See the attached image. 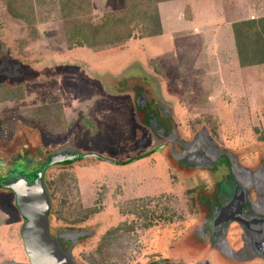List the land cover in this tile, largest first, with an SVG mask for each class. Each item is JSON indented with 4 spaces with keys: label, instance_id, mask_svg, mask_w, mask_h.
Segmentation results:
<instances>
[{
    "label": "rangeland",
    "instance_id": "obj_1",
    "mask_svg": "<svg viewBox=\"0 0 264 264\" xmlns=\"http://www.w3.org/2000/svg\"><path fill=\"white\" fill-rule=\"evenodd\" d=\"M1 5L6 8L3 13L0 7V157L10 161L11 155L19 154L25 142L33 148L31 154L41 155L48 149L71 142L83 153L113 159L135 157L154 147L152 130L137 121L136 102L132 96L124 95L125 88L130 87L122 84L123 87L116 88L124 76L133 74L130 68L141 67V63L135 60L127 66L126 59L116 58L114 63L113 57H97L92 51L84 53L79 49L64 52L58 58L49 56L47 54L63 52L68 47L59 13H49V8L48 14L36 15L39 18L36 20L22 0H0ZM123 6L124 0H93L94 13L99 15ZM13 7L22 18L12 12ZM211 11L213 22L226 25L233 11H239L238 18L264 15V0H232L228 4L218 0ZM15 17L23 23L16 27V33L11 25ZM201 32L205 33L203 40L194 38L189 44L192 50L185 56L189 63L178 66L180 53L169 58V62H165L168 65L162 66L164 69H157L160 74L153 78L158 82L147 96L154 101L152 94L156 92V100H167L168 105L176 107L179 121L176 128L183 137L193 136L200 124L206 122L208 125L203 127H207L217 144L232 150L244 149L241 160L253 166L257 161H264V64L258 71L245 70L244 75L231 77V65H227L228 69L222 66L220 58L227 49L224 36L216 28H202ZM167 39L165 36L145 39L148 48L145 53L152 59L166 57L169 53L175 55L177 49L173 40ZM104 51L100 53H112ZM82 54L92 55L83 57ZM191 76L204 81L201 88L200 82L190 81ZM159 79L164 84L161 85ZM186 86L196 90L198 103L188 97L190 88L187 90ZM45 107L48 114L38 115L42 113L38 108ZM68 120L70 128L65 131ZM121 147L128 153L119 154ZM24 159L19 162L21 169L17 170L29 173L39 169L40 163ZM101 162L106 161L89 156L73 167L60 164L52 168L49 175L57 200L52 224L96 229L88 242L77 245L74 250L82 262L189 264L187 260H191V264H200L204 258H209L210 263L223 260L222 254L210 245L204 249L202 259L194 260L198 251L192 250L189 244L185 246L188 239L182 238L201 226L203 215L197 206V190L208 189L210 173L201 171L181 178L172 167L170 170L174 172L168 180L161 176L156 180V175L150 173L151 178L147 180L142 178L148 175L147 168L138 170L136 177L138 174L131 176L127 169L117 166L116 169ZM155 163V159L150 162L151 165ZM138 166L141 167L140 163ZM69 175L75 177L77 187L70 184ZM2 177L0 175V180ZM131 178H136L137 185L131 184ZM152 180L157 182L158 194L152 195V190L138 193ZM222 187L230 192L229 182ZM9 195L8 191L3 192L0 199H10ZM13 213L2 208L0 221L1 214H5L2 216L5 220L6 214ZM245 247L248 248V244ZM156 260L163 262H152Z\"/></svg>",
    "mask_w": 264,
    "mask_h": 264
},
{
    "label": "water",
    "instance_id": "obj_2",
    "mask_svg": "<svg viewBox=\"0 0 264 264\" xmlns=\"http://www.w3.org/2000/svg\"><path fill=\"white\" fill-rule=\"evenodd\" d=\"M135 102L137 108L147 106L146 95L142 94L141 96H136ZM149 121V125L152 127V130L156 135L171 142L170 154L173 161L192 168L212 169L215 166L217 157L222 155L224 156L223 158H226V160L230 162L232 170L240 171L239 175L243 177L242 179H247V181L255 183L253 188L258 192V200L257 203L251 207L250 211L249 209L246 210L240 202L237 205V211H235V214L229 215L228 213H225L224 209L223 211L222 209L214 211L216 207L212 203L211 208L213 210V215L210 218L202 219L201 228L194 229V232L201 240H207V244L215 250H218L224 258L230 261L246 260L248 259L247 257L249 254L246 253L247 250L241 248L243 252L234 251L230 248L226 240L225 235L227 227L230 221L234 219L247 234L248 243L252 250L261 253V250L255 248L260 246V243L263 240L260 239L263 234L260 235L259 233L264 232V218L255 216L254 213L257 212L255 208L264 209V184H262V182H264L263 165H261L255 173H252L250 170V172L243 173L241 171L248 169L240 165L236 160L235 155L230 158L225 153H222L224 151H219L218 145L213 142L205 127H201L193 139L187 141L181 139L179 134L174 131L173 128L167 133L166 131H163L162 127H159L155 122L153 115L149 116ZM171 138L173 141H179L181 145L179 151L172 150L175 147V144H173L174 142L171 141ZM89 156L96 157L100 161L111 162V159L105 156L95 153H83L82 151L69 146L65 149H59L51 153L49 156L50 159L41 168L35 170L29 175H23L15 171L13 174H9L6 179L0 180V187L11 189L14 192L15 207L25 220L20 226V234L23 239L26 254L30 260L29 263L13 262L6 264H81L73 256L72 249L78 242L79 236L87 235V232L93 233V231L81 233L74 232L71 235L61 233L57 238L52 236L49 219L52 199L47 184L45 183L44 174L45 170L52 165L69 164L70 162L80 161ZM239 179L241 178L239 177ZM235 197L236 195H234V198ZM232 213L234 212L232 211ZM250 216H253L254 219H251ZM229 217L232 218L227 219ZM206 229L212 232L209 237L205 236ZM193 236L194 235L191 233L187 237L188 239H191ZM68 240H71L72 245L69 249H64L62 244Z\"/></svg>",
    "mask_w": 264,
    "mask_h": 264
},
{
    "label": "flooded vegetation",
    "instance_id": "obj_3",
    "mask_svg": "<svg viewBox=\"0 0 264 264\" xmlns=\"http://www.w3.org/2000/svg\"><path fill=\"white\" fill-rule=\"evenodd\" d=\"M138 96H141L140 93H137ZM146 99H147V106H142L141 108H137V104H136V110H137V116L138 115V110H143L146 109V111L150 115L154 116L155 122L157 123V125L159 127H162L163 131L170 132V130L173 128L174 131H176L179 134V137L181 139L190 141L193 139V137L199 132V130H197V132L190 137H183V135H181L180 131H177V125L175 123L174 120V113H173V109L170 107V105L168 104H164L161 101H150L149 97L146 95ZM141 105V104H140ZM169 114V115H168ZM147 122H140L141 125L147 127L148 129L152 130V127L149 125L150 121H149V117H147ZM177 127V128H176ZM203 126H200V128ZM206 131L207 127H205ZM153 139L155 141V149H159L160 153L162 154L164 160H166L169 164V167L172 168L173 170H177L180 173H186L188 175H194L198 172L201 171H205L210 173V177H209V187L208 189H198V193H197V206L200 210V214L203 215L200 218L201 221V225H202V219H206V218H210L213 215V210H212V203L215 205L216 209H214V211H219L222 209L225 210V213H228L229 215L231 214H235V211H237V205L241 202L243 207L249 211L251 210V207L254 206L257 203L258 200V192L257 190H255L253 187L255 186L254 183H250V181H247V179H242L243 177H241L239 175L240 171L237 170H232L230 167V162L228 160H226V158H223L224 156L220 155L217 157L216 161H215V166L212 169H206V168H192L190 166H184L181 165L179 163H177L176 161H173V159L171 158V154H170V146H171V142L166 141L165 139H163L161 136L156 135V133L153 132ZM209 135L210 132L208 131ZM211 137V135H210ZM212 138V137H211ZM213 140V138H212ZM171 141H173V139L171 138ZM174 142V143H173ZM172 143L175 144V147L172 149L173 151H179L181 148V145L179 143V141H173ZM177 142V143H176ZM213 142H215L213 140ZM216 143V142H215ZM217 144V143H216ZM219 145L218 150L219 151H224L222 153H225L226 155H228L230 158L231 156L235 155L236 160L240 163L241 166H243L244 168H247L248 170H244L241 172H252L255 173L258 171V169L260 168L261 165H263L264 167V161H257L256 164H254L252 166V164H246L241 160V157L244 155V149L241 150H232V149H226L224 147H222V145ZM72 147L75 148L77 150H79L76 146V144H73L71 142H66L64 144H61L55 148L52 149H48L47 151H44L41 155L39 156H43L46 154H51L59 149H65L67 147ZM123 148V147H122ZM121 148V155H124L126 152L128 153L127 150H122ZM31 149V145L27 142L24 143V145L22 146L21 149H19V154H13L11 155V159L10 161H8L7 159H5L4 157H0V175H3V179H6L8 177L9 174H13L15 171L18 173H21L23 175H29L32 172L26 173L24 171H19L17 170V168L21 169V163L19 164V162H22V160H25L24 158H27L29 152L28 150ZM37 150V147L36 149ZM243 150V151H242ZM81 151V150H79ZM242 154V155H241ZM109 158V157H107ZM132 157H126L123 159H113V158H109L111 159V162L116 164L117 166H122V165H126V164H118V163H123L126 162L127 160L131 159ZM16 161V162H14ZM173 161V163L171 162ZM78 161H73L70 162L69 164H67V167H73L75 165V163H77ZM108 162V161H107ZM18 164V165H17ZM173 165H178L177 166H173ZM58 165H52L50 167H48L45 170V174H44V179H45V183L47 184V187L49 189V193L52 199V206L50 209V214H49V219H50V231L52 236L54 237H58L61 233L65 234H73L74 232H86V231H96V229L92 228H85L83 226H72V227H63V226H54L52 224V216L54 214V210L56 207V198L53 196L52 197V192H51V188L49 187V175H50V170L54 167H57ZM16 169V170H12V169ZM250 170V171H249ZM247 175V174H246ZM239 177L242 179H239ZM239 181H243V182H239ZM230 183V187L229 190L230 192H228L227 190H224V188L222 187L224 185V183ZM236 184V185H235ZM9 192V197L7 199H9V201L11 202V206L9 207V209H11L14 213L11 215H7L5 220H2L1 217V221L2 222H6L9 225V229H0V264H6V263H13V262H20V263H29V257L26 254L25 248H24V244H23V239L21 237L20 234V226L25 222V220L22 218L21 214L18 212V210L16 209V207L14 208L13 206H15V194L11 189H5L3 187H0V196L1 193L3 192ZM264 192V191H263ZM234 195H236V197L234 198ZM201 196V199H199ZM203 196V197H202ZM3 198V197H2ZM3 200V199H1ZM5 202V200H4ZM257 210L256 213H254L255 216H258L260 218H264V209H260V208H255ZM16 210V211H15ZM232 211L234 213H232ZM253 212V210H252ZM251 219H254L253 216H250ZM232 217H229L227 219H231ZM260 221V220H258ZM12 226L18 228V232L13 231L12 229H10ZM222 227V226H221ZM196 228H201V226L196 227ZM194 228V229H196ZM194 232V230H193ZM91 232H87V236L91 237L90 235ZM95 233V232H94ZM212 232L208 229H206L205 232V236L209 237L210 234ZM188 234V233H187ZM194 236L191 239H188V235H186V237H182V238H186L188 239V241H190L191 243V249H201L204 252V249L209 245L207 244V240H201L199 238V236L194 232L192 233ZM260 235L263 234L262 238H260L262 240V242L260 243V246L256 247L255 249L257 250H261L260 252H255L254 250H252L251 246L248 243V236L247 234L243 231V229L239 226V224L232 219V221H230L228 227H227V232H226V240L228 245L230 246V248L234 251H238V252H243V250H241V248H245L247 250L246 253L248 254V259L246 260H242V261H237L241 264H264V232H260ZM85 236V235H84ZM197 237V238H196ZM185 239V240H186ZM89 239L84 240L83 235L79 236L78 242L74 245L72 252H73V256L76 258V260L81 263V264H85L84 262H82L78 256L75 254V248L77 247V245H80L81 243H86L88 242ZM248 244V248H246L245 246ZM72 245L71 240L66 241L62 244V247L64 249H69ZM250 246V247H249ZM196 247V248H195ZM211 247V246H210ZM202 252V253H203ZM204 254V253H203ZM257 254V255H254ZM202 255V254H200ZM253 255V256H252ZM199 256V254L197 255ZM196 257V254H195ZM190 258V257H189ZM169 262L173 260L172 259H168ZM195 260V259H194ZM189 264L192 263L191 260H187ZM152 262H156V263H161L163 262L162 260H156V261H152ZM219 261L217 262H211L210 260L207 258H204L201 262V264H218ZM139 264V263H138ZM141 264V263H140Z\"/></svg>",
    "mask_w": 264,
    "mask_h": 264
},
{
    "label": "crops",
    "instance_id": "obj_4",
    "mask_svg": "<svg viewBox=\"0 0 264 264\" xmlns=\"http://www.w3.org/2000/svg\"><path fill=\"white\" fill-rule=\"evenodd\" d=\"M217 1L218 0H168L165 2L160 1L157 4V6H158L157 12L159 13V21H160V25H161V33L160 34L148 36V37H143V38L129 39L125 42V44H123L122 49H120L118 51L117 50L111 51L112 52L111 54H100V53L97 54L94 50L86 49V48H79V50L83 51L84 53H88L89 51H92L94 54L97 55V57H113L114 63H116V61H117L116 58H118L119 61L126 59V61L128 63L127 66L132 65L133 61H135V60H137V62L141 63V65H142L141 67L137 66L139 69H137L136 66H132L130 68V72L132 71L133 74L124 76L122 83H119L120 86L116 87L118 89L119 87L122 86V84H127L130 87L129 89L125 88V91L123 89H119V91L120 92L124 91L125 94L124 93L123 94L128 95V97L132 96L134 101L136 99V96H138L137 93H140V95H141V93L147 95L148 91H150L151 89H153V87H155L154 83L158 82V80H156L155 78H158L157 76H159V74H160V72H157V69H160V68L164 69L163 67L164 66L166 67V65H168L166 63L169 62L168 61L169 58L173 59L174 58L173 56H176L177 53H180L181 57L179 59L178 66L181 65V67H182L185 65V63H187V62L189 63L188 57L185 58V56L189 52V50H192L190 48L189 44L192 42L191 39H194V38H196L197 41L203 40V36L205 33L201 32L202 28L203 29H205L207 27H209V29L216 28V31L218 29L221 32L222 36H224L223 39L226 40L224 47H227V49H224L223 55L220 54V58H221L222 66L227 68V65L228 66L231 65V67L229 69V71L233 70L232 76L230 75L231 77L236 78L240 74L242 75L245 70H252V72L258 71L259 67H254V68L251 67V68H247V69L239 67L240 65H239V62H238V59L236 56V52H235V47H234L235 43H234V40L232 39V36H233L232 35V27H231L232 23L235 21L241 20V19H247L248 17L246 16V17L238 18L239 11H237V13L233 11L232 15L226 20V23H224L226 25H223L222 22L221 23L213 22L214 18L211 17V14H212L211 8L213 7V5ZM231 1L232 0H229L228 3H231ZM224 2L226 4H228L227 1L221 0V3H224ZM0 7L4 13V8H6V7L3 5H1ZM243 14H246V13H243ZM236 16H237V18H236ZM6 19H8V18L6 17ZM202 19H204V20H202ZM16 21H17V23H16ZM201 21H204V22L202 23ZM22 24L23 23L20 21V19L15 17V21H12V24H11L13 27V32L16 33V27L19 28V26H21ZM37 27H38V25H37ZM189 31H192V34H189L188 33ZM180 32H182V35L178 36L177 34ZM154 36H165L166 39L168 38L167 40H169V39H171V41L173 40L174 47L177 49V52L175 53V55L173 53L172 54L169 53V55L166 57L157 56V58H155V59H152L149 55H147L145 52L148 50V48H147L144 40L147 38H150V37H154ZM39 37H37V39H39ZM176 37H177V39H176ZM181 37H183L182 41H184V43H182V44H183V46L185 45L184 48H183V46H181V43H180ZM13 40H14V38H13ZM178 48H180V50H178ZM73 50H77V49H73ZM69 51H72V49H69L68 47H66L65 51H63V52L62 51H59V52L53 51L47 55H49V56L55 55L58 58L60 55L65 54L64 52L68 53ZM221 51H223V50L221 49ZM90 55H92V54H88V55L82 54L83 57L84 56H90ZM50 60H52V59H50ZM57 64H58V62L55 63V65H57ZM260 66H262V65H260ZM143 68H145V70H143ZM56 69H57V67H55L54 70H56ZM204 74L207 75L206 72ZM126 77H128V78H126ZM153 77H155V78H153ZM193 79H195V78L191 76L190 81H194L195 84L197 82L201 83L198 85L199 88H201L202 84H204V81L201 82V81H197L196 79L195 80H193ZM205 79H207V76L205 77ZM105 81L106 80L104 79L102 81V84ZM159 81H160V79H159ZM160 83H161V85L164 84L163 81H160ZM171 83L173 84V82H171ZM99 85H100L99 87H101V82L99 83ZM190 86H186L187 90L190 88ZM99 89H101V88H99ZM210 93H213V90ZM115 95H117V93ZM188 95H189L188 97H192V99H194L193 101H197V103H198V99L195 98V96H197V92L194 88H192V87L190 88ZM152 96L154 98V102L157 101L156 100V97H157L156 92L153 93ZM149 100L153 101L152 99H149ZM158 101H161L164 104H168L166 102L167 100L164 101L163 99H161ZM170 107L173 109L174 120H175V123L178 127L179 121H178L177 116H176V114H177L176 110L177 109H176V107H173L172 104H170ZM135 108H136V106H135ZM136 113H137V110H136ZM136 118H137V121H139L137 114H136ZM139 123H140V121H139ZM70 124H71V121L68 120V124L65 125L67 127L65 129V131L68 128H70ZM204 125L206 126V125H208V123L203 122L202 124H200V126H204ZM109 131H111V130L109 129ZM153 141H154V139H153ZM149 144H151V142H149L148 145ZM154 146H155V141H154ZM139 155H143V157H141L137 160H134L132 162H129L128 164L122 165V166H117L116 164L109 162V161L108 162L106 161L107 163L106 162H101V163L108 164L109 166L113 165V166H115V168H116V166L118 168L120 167L121 170L127 169L128 171H131V176L138 174V175H136V177L139 176V173L137 172L138 170H143V169L146 170V168H147V171H146V173L148 174V175H146L147 177L146 176L142 177V178H146L147 180L149 178H151V176H149L150 174L156 175V178H154L152 175V178H154L156 180H158L159 176H161L163 179L168 180V177L172 174V172H174V171L170 170L168 162L166 160H164L159 149H155L154 147H151L150 150H148L147 152H145L143 154H139ZM139 155H136V156H139ZM131 157H134V156H131ZM154 159L156 160V163H155L156 165H151L150 162L152 163V161ZM139 163H140L141 167L138 166L139 167L138 168L137 164H139ZM179 174L182 176L181 178H188L189 176L192 175V174L188 175L186 173H180V172H179ZM131 179H130L131 184L137 185V183L134 182V180L136 178H134V179L131 178ZM141 180H143V179H141ZM159 181H162V180H159ZM155 183H157V182L152 180V182L149 186H146L143 189H140L138 191V193H142V191H144V192L146 191V193H148V191L152 190L151 191L152 195H155L156 193L158 194L159 191H156L157 187L155 186L156 185ZM135 198L136 197H134V199ZM1 199H3V198H1ZM1 199H0V210L2 208H5L8 210L9 207L11 206V202L7 198L6 199L4 198L3 200H1ZM4 200H5V202H4ZM13 207L15 208V206H13ZM3 215H5V214H1V217ZM7 215L9 216L10 214H6V216ZM0 229H6L7 230V229H9V225L6 222L0 221ZM10 229H12V230L14 229L13 231L18 230V228L14 227V226H12ZM198 254H199V256H197ZM200 254H202V255H200ZM203 256H204L203 253H197L196 257L194 259L195 260L202 259ZM207 259H209V258H207ZM218 264H222V261L219 260Z\"/></svg>",
    "mask_w": 264,
    "mask_h": 264
},
{
    "label": "trees",
    "instance_id": "obj_5",
    "mask_svg": "<svg viewBox=\"0 0 264 264\" xmlns=\"http://www.w3.org/2000/svg\"><path fill=\"white\" fill-rule=\"evenodd\" d=\"M22 1L27 4L30 16L36 20L39 19L36 15L48 14L49 8H51L49 13L52 11L59 13V18L64 22L63 32L66 34L65 40L67 41L69 49L86 48L100 53L105 52L104 50L118 51L123 48V44L127 40L132 38H143L160 34L161 25L159 13L157 12V4L160 1L165 2L168 0H124V6L122 8L109 10L101 15L94 13L93 0ZM16 10L13 7L12 12L22 18L21 13ZM231 27L239 67L247 69L263 65L264 15L258 16L257 18L251 17L235 21ZM38 110L42 111L38 115L48 114L47 107L38 108ZM149 114L146 109L138 110L139 121L142 123L147 122ZM31 149L33 148L31 147ZM31 149L29 150L27 158L40 163L38 167L41 168L50 159V154L41 157L38 154H31ZM141 157L143 155L133 157L126 162L118 164H126ZM171 162L173 163V161ZM69 179L72 182L70 184L74 183L77 187L75 177L69 175ZM48 183L51 188L52 197H55L52 190V182L50 181ZM83 237L84 240L89 238L87 235ZM188 244L190 246L193 245L188 241L185 246ZM195 250L198 252L203 251L197 248ZM220 260L222 264H241L226 258Z\"/></svg>",
    "mask_w": 264,
    "mask_h": 264
}]
</instances>
